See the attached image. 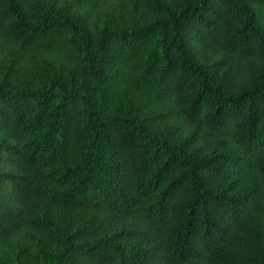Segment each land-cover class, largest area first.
Instances as JSON below:
<instances>
[{"label":"trees","instance_id":"16d2710c","mask_svg":"<svg viewBox=\"0 0 264 264\" xmlns=\"http://www.w3.org/2000/svg\"><path fill=\"white\" fill-rule=\"evenodd\" d=\"M106 1L0 0V264H264V0Z\"/></svg>","mask_w":264,"mask_h":264},{"label":"rangeland","instance_id":"374dc122","mask_svg":"<svg viewBox=\"0 0 264 264\" xmlns=\"http://www.w3.org/2000/svg\"><path fill=\"white\" fill-rule=\"evenodd\" d=\"M29 2H34L36 0H28ZM118 4H120V0H107L106 3L100 5V4H95L93 7V12L92 15L93 16H97L98 14H104L108 11H118ZM81 7V6H79ZM61 57H59L61 60L63 61H67V57L65 56L64 53L60 54ZM53 57H58V56H53ZM236 188H233L235 191H237V186H235Z\"/></svg>","mask_w":264,"mask_h":264}]
</instances>
